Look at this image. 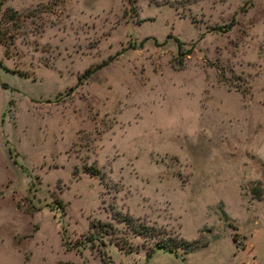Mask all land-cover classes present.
<instances>
[{
	"label": "rangeland",
	"instance_id": "rangeland-1",
	"mask_svg": "<svg viewBox=\"0 0 264 264\" xmlns=\"http://www.w3.org/2000/svg\"><path fill=\"white\" fill-rule=\"evenodd\" d=\"M0 45L21 264H264V0H3Z\"/></svg>",
	"mask_w": 264,
	"mask_h": 264
},
{
	"label": "crops",
	"instance_id": "crops-1",
	"mask_svg": "<svg viewBox=\"0 0 264 264\" xmlns=\"http://www.w3.org/2000/svg\"><path fill=\"white\" fill-rule=\"evenodd\" d=\"M5 59L2 50L0 52V62L4 63ZM23 259V262H25L26 257L24 256ZM0 264H21V238L11 235L9 239H0Z\"/></svg>",
	"mask_w": 264,
	"mask_h": 264
},
{
	"label": "trees",
	"instance_id": "trees-1",
	"mask_svg": "<svg viewBox=\"0 0 264 264\" xmlns=\"http://www.w3.org/2000/svg\"><path fill=\"white\" fill-rule=\"evenodd\" d=\"M2 2H3V0H0V8H1V5H2ZM179 244H180L179 247H181L184 252H189L191 249L194 248L193 245H190L189 243L184 242V241H180ZM153 247H155V248H161V249H166L168 251H173V249H172L173 248V245L170 244V240L169 239H166V240H157L154 243ZM102 262H103V260H102ZM63 264H70V263H63ZM103 264H104V262H103Z\"/></svg>",
	"mask_w": 264,
	"mask_h": 264
}]
</instances>
